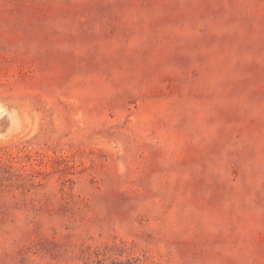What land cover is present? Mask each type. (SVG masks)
Masks as SVG:
<instances>
[{
    "label": "rangeland",
    "instance_id": "374dc122",
    "mask_svg": "<svg viewBox=\"0 0 264 264\" xmlns=\"http://www.w3.org/2000/svg\"><path fill=\"white\" fill-rule=\"evenodd\" d=\"M5 113L0 264H264V0H0Z\"/></svg>",
    "mask_w": 264,
    "mask_h": 264
},
{
    "label": "bare ground",
    "instance_id": "6f19581e",
    "mask_svg": "<svg viewBox=\"0 0 264 264\" xmlns=\"http://www.w3.org/2000/svg\"><path fill=\"white\" fill-rule=\"evenodd\" d=\"M1 112H3V111H1ZM5 115H6V113L5 114H2V116H0L1 117V120H3L2 118H4L5 117ZM11 116V115H10ZM7 117V116H6ZM9 119V118H8ZM1 122V121H0ZM3 124V123H2ZM15 124V123H14ZM7 125V124H6ZM4 126V125H3ZM6 127V126H5ZM5 127H3V128H5ZM8 128H9V125H8ZM11 128V127H10ZM7 130V129H6ZM5 130V131H6ZM2 131H4L3 129H2ZM1 134H2V132H1Z\"/></svg>",
    "mask_w": 264,
    "mask_h": 264
}]
</instances>
